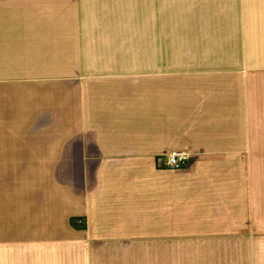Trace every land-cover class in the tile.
Here are the masks:
<instances>
[{"label": "crops", "instance_id": "crops-1", "mask_svg": "<svg viewBox=\"0 0 264 264\" xmlns=\"http://www.w3.org/2000/svg\"><path fill=\"white\" fill-rule=\"evenodd\" d=\"M145 241L264 264V0H0V264Z\"/></svg>", "mask_w": 264, "mask_h": 264}, {"label": "built area", "instance_id": "built-area-1", "mask_svg": "<svg viewBox=\"0 0 264 264\" xmlns=\"http://www.w3.org/2000/svg\"><path fill=\"white\" fill-rule=\"evenodd\" d=\"M191 161V155L187 152H175L168 156L167 159L161 164L167 168H181L188 165Z\"/></svg>", "mask_w": 264, "mask_h": 264}, {"label": "rangeland", "instance_id": "rangeland-1", "mask_svg": "<svg viewBox=\"0 0 264 264\" xmlns=\"http://www.w3.org/2000/svg\"><path fill=\"white\" fill-rule=\"evenodd\" d=\"M170 154H168L166 157V159L168 158ZM165 161L164 160H161L159 161V165L161 167H166L165 165H161L163 162ZM162 162V163H161ZM187 166V165H186ZM185 167V166H184ZM167 168V167H166ZM183 168V167H181ZM181 168H178V169H181ZM168 169V168H167ZM169 169H176V168H169ZM181 244H183V242H179ZM141 253L144 254L141 258L139 257V261H141L140 263L141 264H152V247H151V244L147 241H145L143 244H142V250H141ZM63 259H66L65 257ZM73 259V258H72ZM76 258L73 259V261H75ZM79 261H82L81 258ZM76 262V261H75ZM138 264V263H137ZM175 264H183L182 262V257H176V263Z\"/></svg>", "mask_w": 264, "mask_h": 264}]
</instances>
